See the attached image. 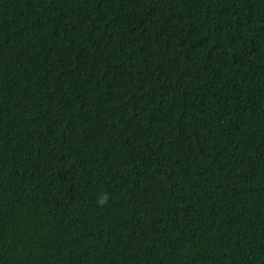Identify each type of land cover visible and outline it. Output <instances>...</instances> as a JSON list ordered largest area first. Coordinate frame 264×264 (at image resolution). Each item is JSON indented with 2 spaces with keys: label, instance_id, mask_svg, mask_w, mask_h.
<instances>
[{
  "label": "trees",
  "instance_id": "obj_1",
  "mask_svg": "<svg viewBox=\"0 0 264 264\" xmlns=\"http://www.w3.org/2000/svg\"><path fill=\"white\" fill-rule=\"evenodd\" d=\"M0 264H264V0H0Z\"/></svg>",
  "mask_w": 264,
  "mask_h": 264
}]
</instances>
